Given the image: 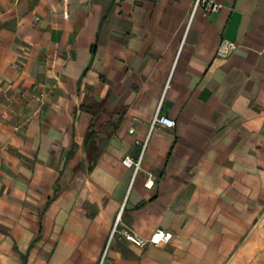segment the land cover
Listing matches in <instances>:
<instances>
[{"label":"crops","instance_id":"obj_1","mask_svg":"<svg viewBox=\"0 0 264 264\" xmlns=\"http://www.w3.org/2000/svg\"><path fill=\"white\" fill-rule=\"evenodd\" d=\"M221 1L0 0V264H264V0Z\"/></svg>","mask_w":264,"mask_h":264},{"label":"built area","instance_id":"obj_2","mask_svg":"<svg viewBox=\"0 0 264 264\" xmlns=\"http://www.w3.org/2000/svg\"><path fill=\"white\" fill-rule=\"evenodd\" d=\"M223 6V2L221 0H195L194 9L198 7L204 8L206 11L213 12L218 11ZM236 47V42L229 39H223L218 47L217 55L218 56H227L234 48ZM175 119L167 116V115H158L156 114L152 121V126L156 124H160L167 127H173L175 125ZM134 129L131 128L130 132ZM123 163L127 166H134L138 168L140 165V159L134 160L130 155H125L123 158ZM154 183V178L149 177L146 182V187H151ZM119 217H117L115 223L112 226L111 236L114 235L115 232L119 231L117 223ZM123 235L132 243L137 246H144L147 242L151 243H160L162 241H169L172 237V233L166 231L162 227H157L152 234L148 238H144L140 236L133 230H123Z\"/></svg>","mask_w":264,"mask_h":264},{"label":"trees","instance_id":"obj_3","mask_svg":"<svg viewBox=\"0 0 264 264\" xmlns=\"http://www.w3.org/2000/svg\"><path fill=\"white\" fill-rule=\"evenodd\" d=\"M97 137V131L94 128L89 129V132L87 133V142L90 140H96ZM92 163L90 164L89 168L92 167Z\"/></svg>","mask_w":264,"mask_h":264}]
</instances>
